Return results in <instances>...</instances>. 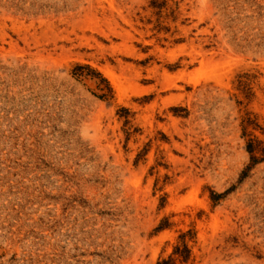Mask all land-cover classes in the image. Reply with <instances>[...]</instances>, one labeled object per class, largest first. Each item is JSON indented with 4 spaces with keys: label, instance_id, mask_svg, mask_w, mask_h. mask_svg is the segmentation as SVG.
I'll list each match as a JSON object with an SVG mask.
<instances>
[{
    "label": "rangeland",
    "instance_id": "374dc122",
    "mask_svg": "<svg viewBox=\"0 0 264 264\" xmlns=\"http://www.w3.org/2000/svg\"><path fill=\"white\" fill-rule=\"evenodd\" d=\"M0 264H264V0H0Z\"/></svg>",
    "mask_w": 264,
    "mask_h": 264
},
{
    "label": "trees",
    "instance_id": "16d2710c",
    "mask_svg": "<svg viewBox=\"0 0 264 264\" xmlns=\"http://www.w3.org/2000/svg\"><path fill=\"white\" fill-rule=\"evenodd\" d=\"M249 151L252 153L253 152V149H252V146L249 147ZM256 160H254L255 162Z\"/></svg>",
    "mask_w": 264,
    "mask_h": 264
}]
</instances>
